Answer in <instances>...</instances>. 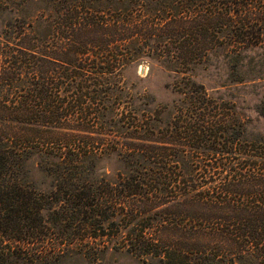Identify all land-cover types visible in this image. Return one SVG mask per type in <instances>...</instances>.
Masks as SVG:
<instances>
[{"label":"trees","instance_id":"1","mask_svg":"<svg viewBox=\"0 0 264 264\" xmlns=\"http://www.w3.org/2000/svg\"><path fill=\"white\" fill-rule=\"evenodd\" d=\"M0 13V264L47 258L30 244L55 231L82 245L90 234L73 229L109 226L152 264H264V137H248L234 105L189 73L227 37L241 50L244 32L264 25V3L0 0ZM147 57L181 62L188 87L162 137L132 106L136 136L122 142L106 128L109 96L124 66ZM117 147L131 163L115 193L81 167ZM33 155L49 158L48 193L29 179Z\"/></svg>","mask_w":264,"mask_h":264},{"label":"rangeland","instance_id":"2","mask_svg":"<svg viewBox=\"0 0 264 264\" xmlns=\"http://www.w3.org/2000/svg\"><path fill=\"white\" fill-rule=\"evenodd\" d=\"M253 2L261 6L264 0ZM258 10L260 13L257 14L261 16V7ZM3 16L0 15V23ZM224 42V47L212 50L203 61L192 66L189 71L191 80L202 85L210 94L231 102L243 121L244 132L248 137H264V25L256 27L252 32H244L241 43L244 46L239 51L232 49L236 42L233 37H227ZM184 68L181 62L174 63L159 57H147L127 63L122 69L121 77H116L114 85L120 95L109 96L112 121L106 128L122 142L130 136H136L131 127L132 119L129 113L133 106L140 120L148 115L153 116L149 124L155 130V136L162 137L161 131L172 120L176 107L182 105L183 95L179 86H183V90L188 87L184 84ZM125 110H128L125 118L113 125ZM158 130L161 131L157 133ZM47 162L49 158L38 155H33L27 160L29 179L45 193L56 187L53 182L54 175L47 174L40 168L41 164L47 165ZM130 163L128 153L117 147L108 152L103 149L87 160L81 169L86 173L92 172L89 177L92 176L97 186L104 184L101 181H107L117 193L120 186L113 182L117 181L120 175L123 177L127 174ZM81 177L85 176L82 174ZM102 190L98 188L97 193L102 194L103 200H111L110 195ZM52 206L58 208L59 205L53 203ZM55 216L57 215H52ZM93 217L95 220L101 218L99 215ZM122 222L126 223L127 220ZM125 231L126 229L121 228L116 234L115 228L110 226L104 229L88 228L86 231L73 229V238L84 237L87 232L90 234L89 243L84 241L82 245H78V241L61 244V237H58L61 233L55 231L30 245L35 248L34 251L43 250L48 253L47 258L36 264H152L154 260L139 257L123 246L120 238ZM95 235L96 239L92 237ZM95 243H99L96 250L88 246ZM121 245L122 247H119ZM68 248L72 249L68 251Z\"/></svg>","mask_w":264,"mask_h":264}]
</instances>
